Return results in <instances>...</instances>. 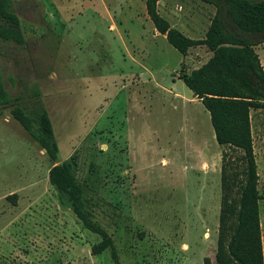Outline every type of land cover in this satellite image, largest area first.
Segmentation results:
<instances>
[{
	"label": "rangeland",
	"instance_id": "obj_1",
	"mask_svg": "<svg viewBox=\"0 0 264 264\" xmlns=\"http://www.w3.org/2000/svg\"><path fill=\"white\" fill-rule=\"evenodd\" d=\"M12 4L23 42L0 39V79L12 96L0 106V264H115L109 248L91 253L101 237L49 183L53 160L11 113L35 105L48 113L56 161L74 162L85 209L121 264H214L222 167L229 160L236 173L237 204L242 152L216 142L209 113L176 76L186 72L183 54L154 32L145 0ZM158 12L201 38L216 5L160 0ZM202 48L189 50L198 67L208 60ZM255 51L264 67V42ZM204 77L224 79L216 66ZM251 102L264 261V102Z\"/></svg>",
	"mask_w": 264,
	"mask_h": 264
},
{
	"label": "trees",
	"instance_id": "obj_2",
	"mask_svg": "<svg viewBox=\"0 0 264 264\" xmlns=\"http://www.w3.org/2000/svg\"><path fill=\"white\" fill-rule=\"evenodd\" d=\"M157 1L145 0L146 13L154 28L171 46L181 54L197 45H205L212 52L206 63L189 73H180L179 78L209 113L216 142L242 152L237 204H233L229 194L236 173L232 172L229 160L222 167L220 239L214 264H264L259 216L262 196L257 188L258 173L249 116L252 100L264 102V67L255 51V46L264 42V0H206L216 5V12L202 38H190L172 27L158 12ZM0 39L23 42L12 0H0ZM210 66L218 67L224 79L207 80L204 72ZM236 88L240 94L235 92ZM11 101L12 96L0 79V106ZM11 113L53 160L48 170L49 183L67 196L73 214L82 225L101 237L91 246V253L98 254L109 248L113 262L121 264L111 236L85 209L82 188L73 170L74 162L56 161L58 148L47 111L40 105L29 109L15 106ZM203 263L211 264L207 257Z\"/></svg>",
	"mask_w": 264,
	"mask_h": 264
},
{
	"label": "crops",
	"instance_id": "obj_3",
	"mask_svg": "<svg viewBox=\"0 0 264 264\" xmlns=\"http://www.w3.org/2000/svg\"><path fill=\"white\" fill-rule=\"evenodd\" d=\"M159 1L160 0H158L157 1V10L159 11ZM104 12L107 14V15H110V12H109V9L104 5ZM144 17H145V19H149V17H148V15H147V13H146V7H145V12H144ZM111 26V28H114L115 26L113 25V24H111L110 25ZM154 26V25H153ZM179 30L183 33V34H185L186 36L188 35L187 33H185L184 31H182L180 28H179ZM154 32L158 35V34H160L155 28H154ZM162 36H164L163 34H161ZM165 37V36H164ZM190 38H192V37H190ZM202 38V37H201ZM166 39V38H165ZM205 45H197V46H192V47H190V48H188V50H187V52L185 53V54H183V58H184V61H186V63H184L183 64V66L182 67H186V72L185 73H189V71L190 70H192V68L194 69V68H197L199 65H195L196 63H195V61H198L199 59H198V56L195 58L194 57V59L193 58H191V55H189V50L190 49H192L193 51H195V50H197V49H203L202 47H204ZM206 47V46H205ZM211 54H212V52L209 50V52H208V56H207V58L209 59L210 58V56H211ZM181 67V68H182ZM181 68L179 69V71L181 70ZM183 72V71H182ZM176 76H177V78L178 79H180L179 78V74L177 75V73H176ZM180 80H182V79H180ZM192 92V91H191ZM193 93V92H192ZM192 98H195V99H197V100H200L199 98H197L195 95H194V93H193V97Z\"/></svg>",
	"mask_w": 264,
	"mask_h": 264
},
{
	"label": "built area",
	"instance_id": "obj_4",
	"mask_svg": "<svg viewBox=\"0 0 264 264\" xmlns=\"http://www.w3.org/2000/svg\"><path fill=\"white\" fill-rule=\"evenodd\" d=\"M180 7V6H179Z\"/></svg>",
	"mask_w": 264,
	"mask_h": 264
}]
</instances>
